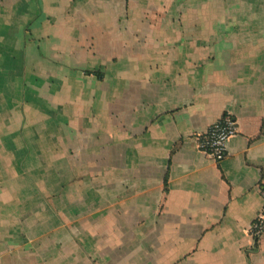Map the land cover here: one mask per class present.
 I'll use <instances>...</instances> for the list:
<instances>
[{"label": "crops", "instance_id": "crops-1", "mask_svg": "<svg viewBox=\"0 0 264 264\" xmlns=\"http://www.w3.org/2000/svg\"><path fill=\"white\" fill-rule=\"evenodd\" d=\"M263 206L264 0H0V264H264Z\"/></svg>", "mask_w": 264, "mask_h": 264}, {"label": "built area", "instance_id": "built-area-1", "mask_svg": "<svg viewBox=\"0 0 264 264\" xmlns=\"http://www.w3.org/2000/svg\"><path fill=\"white\" fill-rule=\"evenodd\" d=\"M236 132V121L229 114H226L199 137V149L216 161H221L227 155V142ZM250 234L254 239L264 234V206L252 223Z\"/></svg>", "mask_w": 264, "mask_h": 264}, {"label": "rangeland", "instance_id": "rangeland-1", "mask_svg": "<svg viewBox=\"0 0 264 264\" xmlns=\"http://www.w3.org/2000/svg\"><path fill=\"white\" fill-rule=\"evenodd\" d=\"M12 250H14L13 248H12ZM63 260H64V262H61L60 264H66V262H65V257L63 258ZM29 262H31V261H28V263ZM49 262H47V264H48Z\"/></svg>", "mask_w": 264, "mask_h": 264}]
</instances>
